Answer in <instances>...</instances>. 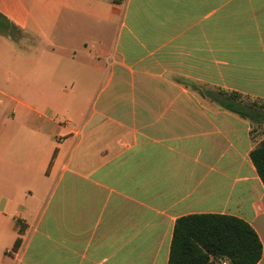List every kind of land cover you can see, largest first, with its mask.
<instances>
[{"label": "crops", "instance_id": "1", "mask_svg": "<svg viewBox=\"0 0 264 264\" xmlns=\"http://www.w3.org/2000/svg\"><path fill=\"white\" fill-rule=\"evenodd\" d=\"M0 11L23 33L0 32V264H168L193 213L247 220L264 264V137L206 95L264 102V0Z\"/></svg>", "mask_w": 264, "mask_h": 264}, {"label": "trees", "instance_id": "2", "mask_svg": "<svg viewBox=\"0 0 264 264\" xmlns=\"http://www.w3.org/2000/svg\"><path fill=\"white\" fill-rule=\"evenodd\" d=\"M19 30L0 11L1 34L14 37L11 31ZM206 95L223 108L249 119L264 122V103L258 108L243 101V94L218 88ZM250 158L264 184V139L250 152ZM20 232L26 225L19 220ZM257 231L247 220L222 213H193L179 217L170 246L168 264H219L220 259L227 264H257L263 255V245ZM22 242L18 237L14 249Z\"/></svg>", "mask_w": 264, "mask_h": 264}, {"label": "rangeland", "instance_id": "3", "mask_svg": "<svg viewBox=\"0 0 264 264\" xmlns=\"http://www.w3.org/2000/svg\"><path fill=\"white\" fill-rule=\"evenodd\" d=\"M12 32V35L15 37V38H20V40L22 39V36H23V33L22 31H19V30H13L11 31ZM204 88V87H202ZM217 89L215 90H212V91H216ZM208 92V91H207ZM243 101L248 104V105H253V107L255 108H258V110H260L259 106L261 103H264L262 100H258V98H254V97H251V96H243ZM252 122H253V129H252V133L254 135H258V136H262L264 137V122H261L257 119H251ZM219 264H227V260L225 259H220V262Z\"/></svg>", "mask_w": 264, "mask_h": 264}, {"label": "built area", "instance_id": "4", "mask_svg": "<svg viewBox=\"0 0 264 264\" xmlns=\"http://www.w3.org/2000/svg\"><path fill=\"white\" fill-rule=\"evenodd\" d=\"M115 2L119 1V0H114Z\"/></svg>", "mask_w": 264, "mask_h": 264}]
</instances>
